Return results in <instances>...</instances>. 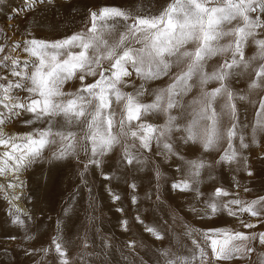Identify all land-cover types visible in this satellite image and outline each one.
<instances>
[{
  "label": "snow or ice",
  "instance_id": "obj_1",
  "mask_svg": "<svg viewBox=\"0 0 264 264\" xmlns=\"http://www.w3.org/2000/svg\"><path fill=\"white\" fill-rule=\"evenodd\" d=\"M4 2L0 0V4ZM45 3L46 0H24L22 6L10 5V10L2 14L15 20L19 14L34 11ZM87 17L84 27L58 39L34 35L35 21L26 22L22 39L10 41L3 33L0 66L7 69L10 77L0 75V125L24 113L31 118L22 123L45 124L30 132L12 134L0 127V145L4 146L0 153V176L7 178L6 185L0 187L13 190L8 194L10 212L22 194L16 189L25 187L20 174L42 158L49 145L58 146L52 152L53 159L70 155L79 159L78 153L84 151L86 170L101 165V158L116 146H120V162L133 165L141 162L139 153L134 151L137 142L141 150H151L154 140L163 148L160 154L176 155L181 160L184 157L177 140L185 145H199L201 150L217 149L226 143L220 162L235 161L242 164L249 176L255 174L252 158L243 155L249 142L237 104V100L248 99V95L234 88L231 81L246 75L248 93L264 91V0H164L148 12L102 5L89 9ZM6 27L19 31L16 24ZM249 43L256 48L250 57L245 55ZM17 49L27 55H12ZM212 57L223 59L209 71L207 65ZM133 75L145 81L167 77V82L153 89L154 98L145 103L140 99L143 84L137 87ZM69 80H78L79 87L73 85L65 91ZM210 82L215 86L208 87ZM124 85H132L133 92L124 91ZM193 89L198 91L185 102L184 97ZM14 90L26 95H16ZM219 101L222 103L218 104ZM174 109H179L176 115L172 114ZM148 113H163L164 122H149L145 118ZM258 132H264V97L259 99L252 124L253 145L258 143ZM258 159L264 173V148ZM203 165L202 159L189 161L190 178L174 181L172 187L193 188ZM103 175L108 178L109 174ZM229 195L234 198L217 200ZM205 204L204 209L193 211H203L205 216L221 211L232 217L247 213L254 219L238 220L242 229H256L257 225L264 229V196L245 200L216 187ZM10 219L13 224L24 225L18 212H11ZM123 223L126 226L127 222ZM146 230L157 238L162 235L156 227ZM201 235L203 243L194 240L190 254L178 256L170 249H162L164 259L161 262L157 257V264H235L238 260L246 261L257 243L264 249V230L215 227L203 229ZM28 238L26 234L25 239ZM60 240L57 235L52 242L60 264H70ZM135 243L128 241L129 246ZM23 250L36 251L32 247ZM41 251L47 253L50 249ZM83 251L90 255L86 248ZM261 256L264 264V253Z\"/></svg>",
  "mask_w": 264,
  "mask_h": 264
},
{
  "label": "rangeland",
  "instance_id": "obj_2",
  "mask_svg": "<svg viewBox=\"0 0 264 264\" xmlns=\"http://www.w3.org/2000/svg\"><path fill=\"white\" fill-rule=\"evenodd\" d=\"M23 3L24 0H5L0 4V42H4V32L10 41L22 39L21 33L28 21L36 22L33 33L37 37L58 39L84 27L91 8L108 5L148 12L159 7L164 0H46L34 11L19 14L15 20H9L2 14L10 10V5L22 6ZM12 24L19 25V31L6 27ZM255 51L254 45H246V56H252ZM12 55L24 57L27 54L17 49ZM219 59L223 57H212L207 70L211 71V66ZM4 74L10 77L7 69L0 66V75ZM132 80L137 87L143 84L140 99L147 103L154 98L153 89L163 86L167 77L145 81L133 75ZM231 84L248 95V99L237 100V104L245 139L249 142L243 155L252 158L251 163L256 170L254 175L249 176L242 164L238 165L235 161L220 162L226 143L217 149L201 150L199 145H185L177 140L179 152L184 157L181 160L176 155L160 154L163 148L158 147L154 140L151 150H141L137 142L134 151L139 153L141 162L133 165L120 162V146H116L101 158V165L89 166L86 170L84 151L78 153L79 159L76 155L53 159L52 152L58 146L49 145L44 149L42 158L20 174L25 187L16 189L22 194L14 201L11 212L19 213L24 221L23 226L13 224L10 219L8 194L13 190L0 187V264H60L52 243L57 235L61 237L58 242L64 245L70 264H141V260L143 264H157V257L161 262L164 259L162 249H170L178 256L190 254L194 240L203 243L201 231L206 228L264 230L259 225L256 229H242L238 220L254 219L247 213L232 217L226 211L213 216H205L203 211H193L206 207L205 201L216 187H223L230 194L245 200L264 196V173L260 171L262 165L258 159L264 148V132L257 133V144H251L252 124L264 91L248 93L246 75L236 76ZM73 85L79 87V81H66L64 90L68 91ZM214 86V82L208 85ZM123 88L126 92L134 90L132 85H124ZM196 91L198 89H193L184 97L185 102ZM14 94L26 95L15 90ZM178 111L174 109L172 114L176 115ZM30 118V114L24 113L18 119L7 120L0 127L5 133L12 134L45 126L43 121L34 125L22 123ZM145 118L155 124L164 122L163 113H148ZM175 136L178 137L179 133H175ZM129 143H132L131 138ZM235 143L239 144L238 137ZM3 151L4 146L0 145V153ZM200 159L204 165L195 186L184 190L173 188L174 181L190 178L187 175L188 162ZM104 172L109 174L108 178H105ZM6 182L7 178L0 176V185H6ZM237 182L239 187L236 186ZM133 184L135 187H132ZM113 196L118 199H113ZM232 198L234 196L229 195L217 200ZM137 216L140 220L136 219ZM148 227H156L161 231V237L157 238L147 231ZM26 234L28 239H25ZM129 240H134L135 246H129ZM24 247H32L36 251L27 253ZM85 248L90 255L84 254ZM41 249L50 251L45 253ZM262 253L264 249L259 248L257 243L255 252L246 261L238 260L235 264H262Z\"/></svg>",
  "mask_w": 264,
  "mask_h": 264
}]
</instances>
